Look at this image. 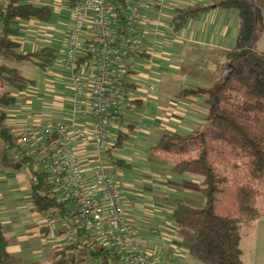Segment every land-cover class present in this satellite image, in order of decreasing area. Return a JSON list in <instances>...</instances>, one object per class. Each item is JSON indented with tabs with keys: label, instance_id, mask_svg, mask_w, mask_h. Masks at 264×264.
<instances>
[{
	"label": "trees",
	"instance_id": "16d2710c",
	"mask_svg": "<svg viewBox=\"0 0 264 264\" xmlns=\"http://www.w3.org/2000/svg\"><path fill=\"white\" fill-rule=\"evenodd\" d=\"M52 1L0 0L1 163L15 171L28 167L33 212L48 214L57 210L63 218L68 214L67 205L59 203L43 164L19 145L20 136L14 137L7 125L9 110L17 104L15 94L34 83L5 61H24L47 70L56 58L51 47L21 53V45L16 41L20 30L15 21L49 23L53 17L49 7ZM69 1L71 7L79 0ZM212 8L235 11L238 23L235 46L227 52L221 66L222 78L209 92L214 113L200 131L189 135L163 133L148 154L152 159L171 164L174 172L202 178L200 192L205 206L194 208L180 203L172 212L175 225L192 235L190 256L203 264H243L242 232L249 231L264 215V55L254 49L261 33V19L253 0H218L211 7L193 5L177 9L174 30L180 31L187 21ZM122 87L127 93L125 79ZM188 92L193 91H184ZM127 140L128 135L120 133L115 148H122ZM4 230L0 221V264H9L11 257L6 252ZM47 231V227L42 229ZM80 247L67 244L56 250L51 264H75L74 253ZM87 248L93 257L107 256L102 248L97 252L93 247Z\"/></svg>",
	"mask_w": 264,
	"mask_h": 264
},
{
	"label": "rangeland",
	"instance_id": "374dc122",
	"mask_svg": "<svg viewBox=\"0 0 264 264\" xmlns=\"http://www.w3.org/2000/svg\"><path fill=\"white\" fill-rule=\"evenodd\" d=\"M69 2V0H54L49 6L53 13L52 20L28 30L32 38L35 33L37 34L34 35L35 38H47L50 42L48 46L56 54V58L47 70L24 61L14 59L5 61L6 65L18 70L22 77L34 83V86L17 96V106L13 108V114L16 113L20 124L16 130L11 129L14 137H19L28 125L43 124L42 121L57 122V119L54 121L56 117L52 109L46 108L45 101L50 100L48 98L52 99L51 106L59 102L67 105L64 108L67 111L65 116L70 115L71 98L65 94L70 91L71 80L70 75L63 68L67 35L74 18L70 12ZM155 35L148 38V45H145L143 40L139 45V51L150 48L148 50L150 59L135 56L130 65L131 73L125 78L127 82L135 86L129 90V97L139 98L143 104L137 110L135 107L133 110H122L118 124L111 129L109 139L111 151L109 156H102V160L109 175L115 180L124 208L130 211L129 221L139 234L146 238L147 247L144 249L152 260L156 264H203L187 253L186 246L192 243L190 232L175 226L172 219V211L180 203L189 204L194 208L205 206V200L200 192L202 178L174 172L171 164L152 159L148 151L156 145L163 133L189 135L208 125L214 113L209 92L220 82L222 71L216 63L212 69L207 68L205 73H199V86L190 84L191 81H188L186 85L184 67L181 68L183 71L174 72L169 69L167 71L166 64L161 58V55L166 52L174 56V50L178 49L172 43V35L168 31L166 34L159 32L158 37ZM223 61L224 58L221 64ZM183 84H185L184 87ZM181 88L205 89L204 94L199 95L195 100L199 106L194 104L198 113L205 114L200 116L201 125L188 129V126L184 125L173 128L167 123L168 129H163L160 124L166 121L164 114L169 106L172 107L175 104L176 107L185 102ZM128 126H133L134 132L129 133ZM120 133L128 134L129 140L122 148H115L114 145ZM1 158L2 143L0 141V220L5 225V229L21 237L28 235L30 239L28 248L24 251V261H14L12 264H37L39 261L42 264H51L53 260L51 245L68 244V231L57 234L64 218L56 217L50 223L48 219L51 217L48 214L33 212L28 167L15 171L12 167L3 165ZM79 161L83 164L81 160ZM192 179H196L198 185L193 184ZM184 190L190 191L191 194H185ZM260 220L264 222V216L254 222L249 231L242 232L241 253H245L249 248L253 251L255 246L264 247V240H259L258 243L255 240ZM42 226L49 228L48 237L38 236L33 241L31 233L39 231ZM251 237L254 241H247ZM174 239L177 242L181 239L182 245H175ZM92 250L97 252L98 247H93ZM104 251L107 254L106 257L96 258L89 254L87 247L81 246L74 253L75 264H121L110 252L106 249Z\"/></svg>",
	"mask_w": 264,
	"mask_h": 264
},
{
	"label": "built area",
	"instance_id": "2783aa9c",
	"mask_svg": "<svg viewBox=\"0 0 264 264\" xmlns=\"http://www.w3.org/2000/svg\"><path fill=\"white\" fill-rule=\"evenodd\" d=\"M150 1L79 0L70 7L74 18L63 60L71 80L70 115L28 125L18 140L37 156L59 203L67 205L58 231H68V245L106 249L121 264H154L102 160L122 110L134 109L122 82L144 37ZM86 153L92 161L84 168L79 158ZM48 215L50 223L61 218L57 210Z\"/></svg>",
	"mask_w": 264,
	"mask_h": 264
},
{
	"label": "crops",
	"instance_id": "0c3cea01",
	"mask_svg": "<svg viewBox=\"0 0 264 264\" xmlns=\"http://www.w3.org/2000/svg\"><path fill=\"white\" fill-rule=\"evenodd\" d=\"M217 1L218 0H151L150 7L147 10H145L143 13L145 22L142 25V29L145 34L142 40L145 42V45H148V40L150 39V37L154 36L155 34H156L155 36L158 37L159 32L160 34H166V32L168 31L172 35L171 36L173 38L172 43L174 46H177L178 49L174 50V56L171 55L170 52H166L164 55L163 54L161 55V58H163L164 61L163 60L162 61L164 62V64H166L167 71L169 69L176 72V71H180L181 68L184 67V76L186 78V80L184 79V81L186 85L191 81L192 83L190 84L199 86L198 85L200 84V82H198L199 73H205L207 68L212 69V67H214L216 63L217 65H219L218 68L221 69V66L223 64V63L221 64L222 58H224L225 60V56L227 52H229L235 46L236 43L237 34H238L237 13L233 10L212 8L209 11L205 12L204 14H201L198 17L187 21V23L183 26V28L180 31H175L173 27V19L175 17V12L177 9H181L193 5H202V6L211 7ZM51 4H49V6ZM253 5L259 12L261 19V33L259 38L254 42V49L258 53L264 55V0H253ZM39 24L40 23L36 21H22V20L15 21V25L20 30V35L16 38V41L21 45L20 48L21 53L27 54L30 52L38 51L43 47H49L48 44L50 42L47 38H35L34 35H37L36 33L33 34V38H32L31 33L28 31L29 29H33V28L35 29L36 26H39ZM149 49L150 48L148 47L143 51H139V47H138L134 57L137 56L141 59H150V55L148 54ZM63 56H65V52ZM212 56L214 57L212 58ZM130 71L129 74L131 73ZM125 82L127 84L126 94L129 97L128 94L129 90L131 88H134L135 86L127 82L126 79ZM184 85L185 84H183V87ZM185 90H190L193 92H188V94H185L184 93ZM70 91L67 94H65L68 98H71ZM204 91L205 89L203 90L200 88L198 89L181 88V94L182 96H184L185 102H183V105L180 106L176 105L175 107L174 106L175 104L172 107L169 106V108L164 114V118L166 119V121H163V123L160 124V127L163 129H168L167 127L168 125H170V127L173 128H176V126L179 125H184V126H188V129H194V126L199 127L198 125H201L200 116H203L205 114L198 113V111H196L194 106L195 105L199 106V104L195 100L198 99L199 95L204 94ZM19 94H15V96L17 97ZM48 99L52 100L51 98ZM129 99H131L135 103L136 110L141 108L143 103L139 98L129 97ZM50 100L45 101V105L47 109L50 108L52 109L51 111L53 112L54 117H56L54 118V121L55 119H57V121H60V119L62 120L66 118L65 115L67 111L64 108L67 105H65L63 102H59L51 106L52 101ZM13 112H14L13 108L9 110L7 125L10 128V130L12 129L14 131L19 126L20 120H18V116L16 115V113L13 114ZM76 121L79 124H81L84 122V119L82 117H77ZM44 122L45 121H42V123ZM130 127L133 130H130ZM128 131L129 133L134 132V127L128 126ZM144 137H146V134L144 135ZM128 140H129V136H128ZM82 150L83 149L79 148L80 153H83ZM109 153L110 151L105 155L109 156ZM79 159L83 163L81 165L84 168H86L90 165V162L92 161V155L89 153L81 154ZM88 161L89 163H87ZM188 175H193V174H188ZM191 182L195 185H198V181L196 179H192ZM184 193L187 195L191 194V192L188 190H184ZM125 212L127 216L130 213L128 209H126ZM44 228L46 227L42 226L41 228H39V231H34L33 233H31L33 234L31 239L34 241L38 236L48 237L49 228L47 232H42V229ZM263 228H264V222L260 220L258 223L257 232L255 236V240L257 243L259 240H264ZM57 234L59 235V232ZM4 236L7 241L6 252L11 257L9 264H12V262L14 261L16 262H21L22 260L24 261L23 259L24 251H26V248H28V242L30 240L29 236L27 235L25 237H21L18 236L17 233L15 234L13 231L7 229L4 230ZM140 237L144 241V248L147 247L146 238L141 235ZM174 241L176 240L174 239ZM178 241L179 242L177 241L174 242V244L182 245L181 243L182 240L180 239ZM247 241H254V240L251 237L250 239H247ZM188 243L191 242L188 241ZM190 245L191 244H187L186 246L188 254H189ZM64 246L51 245L53 255L56 250ZM253 249L254 250L252 251L249 248L245 253L244 252L241 253V259L243 264H264V257H263L264 247L259 248L255 246L253 247ZM177 251L178 250H176V252ZM37 264H42V263L41 261H39L37 262ZM154 264H156L155 261Z\"/></svg>",
	"mask_w": 264,
	"mask_h": 264
}]
</instances>
